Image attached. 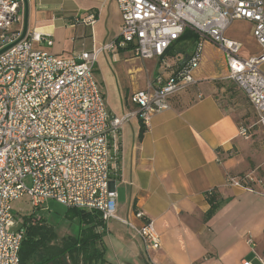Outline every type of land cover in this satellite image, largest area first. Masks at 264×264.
<instances>
[{"label": "built area", "instance_id": "built-area-1", "mask_svg": "<svg viewBox=\"0 0 264 264\" xmlns=\"http://www.w3.org/2000/svg\"><path fill=\"white\" fill-rule=\"evenodd\" d=\"M116 2L123 17L117 42L64 57L40 48L54 44L51 35L28 29L22 41L0 54V264H22L25 229L10 227L15 221L13 203L23 197L35 210L54 200L67 208L98 211L105 224L117 219L134 227L117 215L118 192L112 185L121 129L134 117L150 127L155 114L172 108L173 97L198 83L195 71L203 60V46L196 44L176 73L159 75L147 89L135 92L131 100L138 108L121 116L107 109L93 76L102 52L131 46L142 59L163 57L191 28L223 50L225 79L237 85L256 111V123L241 125L239 134L250 139L255 125L264 129V0ZM96 19L92 13L83 22L90 25ZM237 19L253 23V36L261 47L258 55L241 56L242 42L227 38V29ZM24 21V0H0V50L21 36ZM258 184L264 197V179L254 172L227 179V185L252 192ZM136 215L144 217L140 211ZM137 231L148 255L161 249L152 221Z\"/></svg>", "mask_w": 264, "mask_h": 264}, {"label": "crops", "instance_id": "crops-1", "mask_svg": "<svg viewBox=\"0 0 264 264\" xmlns=\"http://www.w3.org/2000/svg\"><path fill=\"white\" fill-rule=\"evenodd\" d=\"M92 13L97 16L96 22L85 24L84 18ZM245 21L251 24L253 35V23ZM122 22L116 0H29V29L54 39L52 46L39 47L64 57L117 42ZM201 39L200 35L197 42L180 38L163 57L143 59L152 62L128 68L131 78L119 88L117 100L103 83L99 89L107 109L117 116L136 110L132 95L147 89L157 76L168 78L176 73L193 51L186 45L195 48ZM125 51L116 45L107 52L118 60ZM130 51V59L140 58ZM201 76L195 71L198 83L173 97L172 108L155 114L150 127L134 117L121 129V152L112 169V183L120 189L117 215L134 227L117 219L108 220L103 242L97 244L105 253L103 264H263L264 222L243 223L237 196L246 189L227 185V179L249 172L258 176L264 171V162L254 161L250 147L258 136L264 141V129L255 125L258 127L250 139L242 137L239 119L224 105L221 91L213 82L215 77L206 80L207 76ZM102 80L105 82V78ZM142 129L145 132L140 138ZM256 187L259 193L261 187ZM209 192L222 203L206 217L211 207ZM138 211L143 218L136 215ZM146 221L154 223L161 239V249L151 255L146 253L137 231Z\"/></svg>", "mask_w": 264, "mask_h": 264}, {"label": "rangeland", "instance_id": "rangeland-1", "mask_svg": "<svg viewBox=\"0 0 264 264\" xmlns=\"http://www.w3.org/2000/svg\"><path fill=\"white\" fill-rule=\"evenodd\" d=\"M226 36L229 39L242 42L243 48L240 54L245 58L256 56L261 52L259 43L252 35V26L245 20H235L227 29ZM200 42L203 46V60L196 72L201 73V77L207 76L206 80L215 77L213 82L221 91L224 105L239 119L240 125H253L257 121L255 109L237 85L224 77L227 72L223 50L207 39L202 38ZM186 48L191 52L194 49V45L187 44ZM119 56L120 58L118 60H113L111 52H104L99 59L97 65L98 70L93 72L94 79L98 86L101 87L103 83H106L109 95L112 93V98L114 95L116 100L121 85H124L125 81L129 82L131 78L128 68L135 69L137 67H144V62H146V64L152 62L136 57L130 59V50L125 51ZM170 59H173V57ZM145 75V73L141 74L142 80H145ZM103 78H105V82H103ZM257 127L258 126H255L252 131L254 132ZM250 147H252L251 152L253 153H251V155L254 161L257 163L264 162V141H262L260 136L255 138ZM242 168H244V166ZM244 169H246V166ZM261 170L262 169H260V171ZM257 177L258 179L264 178V171L262 170ZM25 183L28 186L31 185V179L27 177ZM255 188L257 189L258 187L255 186ZM117 189L119 192V187ZM237 204V209L241 214L244 224L249 221L264 222V197L257 191L250 192L244 190L237 196ZM13 210L15 212V221L10 227L11 230H16L23 225L22 223L25 215H30L35 212L39 217L45 216L47 218L48 227L53 231L54 240L59 243V245H63L66 241L73 242V240L78 237L81 229L79 218H70L67 215V207L54 200L48 201L45 208L35 210L29 203V200L23 197L13 203ZM39 217H37L36 220L40 219ZM56 242L52 241L51 243L57 245ZM111 253L114 254L113 252ZM39 260L40 255L37 254L31 258L28 264H39Z\"/></svg>", "mask_w": 264, "mask_h": 264}, {"label": "trees", "instance_id": "trees-1", "mask_svg": "<svg viewBox=\"0 0 264 264\" xmlns=\"http://www.w3.org/2000/svg\"><path fill=\"white\" fill-rule=\"evenodd\" d=\"M187 39L197 42L199 35L193 29L187 28L181 40ZM121 49L131 50V46L121 47ZM144 132L145 129H142L140 138L143 137ZM209 201L211 207L206 217L212 216L222 203L214 194L209 196ZM67 209V215L71 218H79V222L83 225L78 237L73 242L66 241L63 245L51 243L54 241V233L46 224V218L39 217L35 212L24 216L22 227L25 229V235L20 251L22 264H28L37 254L40 255L39 264H93L94 261L103 264L106 262L104 251L97 246L98 243L103 242L104 231L97 230L105 228L102 214L98 211L79 208ZM37 217L40 219L36 220Z\"/></svg>", "mask_w": 264, "mask_h": 264}, {"label": "water", "instance_id": "water-1", "mask_svg": "<svg viewBox=\"0 0 264 264\" xmlns=\"http://www.w3.org/2000/svg\"><path fill=\"white\" fill-rule=\"evenodd\" d=\"M24 7H25V21H24V28H23V32H22L21 36L14 43H12V44L6 46L5 48L1 49L0 54L5 52L7 49L12 47L16 43L22 41L26 37L28 29H29V0H24ZM188 59H189V54H187L185 56L181 65H183L185 62H187ZM112 185L114 186V182L112 183Z\"/></svg>", "mask_w": 264, "mask_h": 264}]
</instances>
